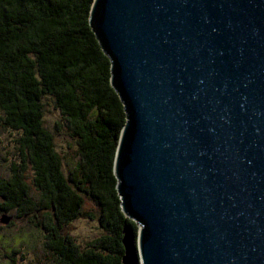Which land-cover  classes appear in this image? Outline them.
Here are the masks:
<instances>
[{
  "label": "water",
  "instance_id": "water-1",
  "mask_svg": "<svg viewBox=\"0 0 264 264\" xmlns=\"http://www.w3.org/2000/svg\"><path fill=\"white\" fill-rule=\"evenodd\" d=\"M88 24L125 113L121 262L264 264V0H92Z\"/></svg>",
  "mask_w": 264,
  "mask_h": 264
},
{
  "label": "trees",
  "instance_id": "trees-1",
  "mask_svg": "<svg viewBox=\"0 0 264 264\" xmlns=\"http://www.w3.org/2000/svg\"><path fill=\"white\" fill-rule=\"evenodd\" d=\"M91 4L0 0V125L17 131L19 157L0 176V210L28 214L30 220L40 212L38 229L54 264H123L122 226L134 234L137 229L123 214L115 187L114 153L125 113L108 81L110 59L88 24ZM44 95L77 137L79 162L69 176L43 124ZM28 169L37 197L29 193ZM85 196L97 203L103 232L80 247L62 227L75 217L94 216L83 210ZM9 260L22 264L14 256Z\"/></svg>",
  "mask_w": 264,
  "mask_h": 264
},
{
  "label": "rangeland",
  "instance_id": "rangeland-1",
  "mask_svg": "<svg viewBox=\"0 0 264 264\" xmlns=\"http://www.w3.org/2000/svg\"><path fill=\"white\" fill-rule=\"evenodd\" d=\"M41 101L44 110L43 124L52 133L54 147L61 156L62 170L66 176H69L79 162L77 137L72 134L65 117L58 110L51 96L44 95ZM17 134V131L0 125V176H7L10 173V160L19 158L15 140ZM24 177L29 193L37 197L31 184L30 169L25 172ZM83 210L93 213L94 216L75 217L62 227L63 233L71 236L80 247H84L89 240L103 232L97 219V203L85 196ZM0 212L9 214L11 220L10 224L0 222V264H10V256H14L15 262L22 264H54V258L45 248L42 232L38 229L42 220L40 212L31 220L28 214L15 216L14 210H0Z\"/></svg>",
  "mask_w": 264,
  "mask_h": 264
}]
</instances>
